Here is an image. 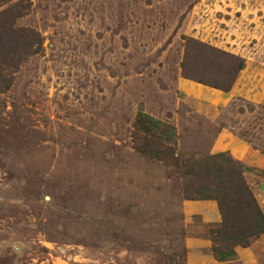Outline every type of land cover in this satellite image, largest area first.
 I'll return each mask as SVG.
<instances>
[{
    "label": "rangeland",
    "instance_id": "1",
    "mask_svg": "<svg viewBox=\"0 0 264 264\" xmlns=\"http://www.w3.org/2000/svg\"><path fill=\"white\" fill-rule=\"evenodd\" d=\"M22 6L0 9V264H199L195 236L264 251L247 203L189 198L181 171L229 152L264 213V0Z\"/></svg>",
    "mask_w": 264,
    "mask_h": 264
},
{
    "label": "trees",
    "instance_id": "2",
    "mask_svg": "<svg viewBox=\"0 0 264 264\" xmlns=\"http://www.w3.org/2000/svg\"><path fill=\"white\" fill-rule=\"evenodd\" d=\"M24 1L25 0H0V9L6 3H11L12 6L25 9V7L22 6ZM24 13L25 11L21 10L18 15H23ZM0 26L4 27V23L0 22ZM0 39H4L3 32L1 31ZM28 39H30V37ZM39 39V34L32 30V42L38 43ZM243 67L244 63L240 62L236 68V73ZM185 75L222 89L231 87V84L228 85L216 81L205 80L203 78H196V76L188 72V70H185ZM10 85L11 81L5 78L0 79V90L8 88ZM143 117H146L150 124L158 123L150 115L139 111L137 120L140 122ZM155 127H160L159 123L156 124ZM233 162H235L234 158L227 151L204 155L200 158H198L197 155H191V157L184 159L181 164V171L184 178V193L187 197L192 199L215 198L220 200L222 196H228V198L233 197L234 199H238L239 202L244 205L247 203L248 206H246V209L249 210L250 214L247 221L250 220L252 222V228L246 231V236L258 235L264 232V213L245 179L244 171L247 170V167L240 164L238 168H234L231 165ZM213 183H217L223 187L222 190H213L211 186ZM221 208L224 214L225 210L223 207ZM213 251L215 257L219 261L230 260L237 257V252L235 250H232V252L228 254L223 252L219 253L216 248H213L212 252Z\"/></svg>",
    "mask_w": 264,
    "mask_h": 264
},
{
    "label": "crops",
    "instance_id": "3",
    "mask_svg": "<svg viewBox=\"0 0 264 264\" xmlns=\"http://www.w3.org/2000/svg\"><path fill=\"white\" fill-rule=\"evenodd\" d=\"M191 205L195 206H208L207 203L209 202H201V201H190ZM214 209V207H213ZM213 216V221L214 222H220L221 218L220 212L216 210L211 214ZM209 214L207 216V212L205 213V217L210 218L211 217ZM261 237H263L261 235ZM192 238H196L198 242V245L200 247L204 248H210V245L206 243H202L201 241L203 240V236H195ZM194 241V240H193ZM207 241V240H206ZM262 238L255 239L252 243H249V245L246 246H240L237 248V259L236 260H225V261H218L215 255L213 254L211 248L208 250L205 249H199L197 252L192 253V256H189V261L191 262H197L199 264H228V263H239V264H264V251H261L257 249V245L261 244ZM202 245V246H201Z\"/></svg>",
    "mask_w": 264,
    "mask_h": 264
}]
</instances>
